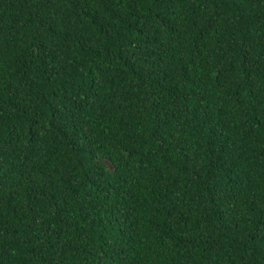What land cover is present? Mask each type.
Listing matches in <instances>:
<instances>
[{"label":"trees","instance_id":"1","mask_svg":"<svg viewBox=\"0 0 264 264\" xmlns=\"http://www.w3.org/2000/svg\"><path fill=\"white\" fill-rule=\"evenodd\" d=\"M0 264H264V0H0Z\"/></svg>","mask_w":264,"mask_h":264}]
</instances>
